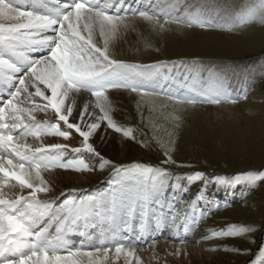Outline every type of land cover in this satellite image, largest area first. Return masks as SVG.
<instances>
[{"label":"snow or ice","instance_id":"1","mask_svg":"<svg viewBox=\"0 0 264 264\" xmlns=\"http://www.w3.org/2000/svg\"><path fill=\"white\" fill-rule=\"evenodd\" d=\"M125 3L126 0H121L118 5L101 3L100 0H64L63 3L49 6V0H24L14 7L11 0H0V21H15L0 22V84L11 86L9 98L0 99V264H84V258L94 255L97 259L102 255L105 260H109L108 247H97L95 252L76 249L60 254L66 244L65 233L78 222L90 219H99L110 225L114 236L116 229L121 225L127 229L130 221L136 217L141 232L148 231L153 223L160 227L162 223H168V213L172 211L169 208L168 213L165 212V189L170 187L174 193L184 191L182 187L166 182L165 169L136 162L115 165L103 157L89 142L100 124L83 123L85 116H89L96 121H107L108 128L121 132L122 129L108 113V93L120 89L133 92L146 89L148 77L143 74L144 70L159 66L128 64L109 57L107 31L116 30L117 22L123 19L120 15L122 10L125 13L136 12L131 5L126 8ZM152 8L151 12L140 11L139 16L155 19L161 10L158 5H152ZM112 9H115L114 14H110ZM164 15L177 23L215 26L210 19L201 18L204 15L201 11L190 16L187 21L170 17L168 12ZM256 21L264 23V0L238 10L230 26ZM97 33L104 41L103 47L96 42ZM36 51L41 53L38 57L29 54ZM81 91L91 93L95 98L94 106L100 110V114L89 113L85 105L79 112L78 122L73 105L75 95ZM21 96L24 100L20 99ZM169 98L175 99L177 103L191 104L197 100L218 103L229 97L222 80L217 78L207 94L171 93ZM37 110L46 114L51 110L55 122L37 120L33 114ZM60 122L67 130H61ZM70 130H75L82 138V147L70 149L67 144L56 143L33 147L18 142L16 136L19 132L21 136H32L36 140L45 135L67 140ZM124 135L128 136L129 133L124 131ZM66 151H87L99 158L102 166L111 167L110 190L87 199H66L56 209L38 195L49 192L41 172L52 167L77 172L91 170L82 158L63 160ZM165 155H168L167 152ZM170 160L168 156L164 163ZM203 176V172L194 171L187 179L191 183ZM5 180H15L22 192L25 188L30 191L26 195L17 194L14 198H6L3 192ZM258 181H264V170L243 172L231 180L217 178L221 185H254ZM176 202L179 203L178 198ZM192 214L193 219L197 214L202 219L204 209L194 205ZM43 219L48 222L37 231L35 226ZM177 219L178 216L172 214L170 226H175ZM187 220L186 210L184 223ZM53 226L54 234L49 231ZM247 230L250 228L230 225L229 230L215 231L213 236H237ZM115 253L123 254L126 261L129 256L134 257L136 264H140L134 249L126 248L122 242L115 243ZM89 264H96V260L89 259Z\"/></svg>","mask_w":264,"mask_h":264},{"label":"rangeland","instance_id":"2","mask_svg":"<svg viewBox=\"0 0 264 264\" xmlns=\"http://www.w3.org/2000/svg\"><path fill=\"white\" fill-rule=\"evenodd\" d=\"M100 2L118 5L121 0ZM260 2L126 0L125 7L131 5L136 12L125 13L122 10L120 15L123 19L118 23L123 26L119 25L117 34L113 32L118 37L117 43L124 45L118 49L117 55L113 50L109 51L110 47L107 50L111 59L135 61L124 62L128 64L141 65L136 61L178 59L174 63H161L158 67L146 68L143 74L149 80L146 81V89L142 91L113 90L138 95L130 101L132 110L125 105L119 106L111 96L112 91L108 93L109 100L112 97L108 113L122 131L108 128L107 121H104L106 127L120 141L135 145V149H127L121 142L114 141L115 148L110 157L101 155L115 165L136 162L165 169L166 182L184 189L176 193L170 187L165 189V211L168 213L169 208L172 210L168 213L169 226L165 235H173L174 227L181 228V234L186 233L184 228H189L184 223L187 210L188 223H193V233L183 243L199 247L202 254L210 255L204 259V264H264V181L254 185H221L217 182L218 177L231 180L243 172L264 170V23L256 21L237 27L230 26L238 10ZM152 5H158L161 10L155 19L148 20L139 16L140 11H153ZM114 11L112 9L110 14H114ZM198 11L204 14L201 18L210 19L215 26L177 23L164 15L168 12L170 17H180L182 21H187ZM102 43L98 46L103 47ZM217 78L222 80L228 99H221L218 103L197 100L190 104L177 103L175 99L169 98L171 93L207 94ZM152 86L157 89H152ZM83 92L95 100L90 92ZM124 131L129 135L125 136ZM70 132V140L73 142L71 147H82V138L75 130ZM17 137L25 138L20 134ZM78 156L91 169L82 171V174L94 177L85 186L88 188L87 194L78 196L79 199L98 196L99 191H109L112 168L102 166L100 159L87 151L79 152ZM168 156L171 160L164 163ZM194 171L203 172L204 176L190 183L187 176ZM91 191L93 194L89 195ZM69 198L75 196L66 194L62 200ZM177 198L179 203L176 202ZM194 205L204 209L202 219L199 214L193 219ZM172 214L178 216L175 226H170ZM230 225L250 230L241 231L237 236H213L215 231L229 230ZM149 244L151 242L132 249L140 250ZM68 250L73 251L67 248L60 254H66ZM139 258L141 264L155 263L144 257ZM195 262L200 264L199 261Z\"/></svg>","mask_w":264,"mask_h":264},{"label":"bare ground","instance_id":"3","mask_svg":"<svg viewBox=\"0 0 264 264\" xmlns=\"http://www.w3.org/2000/svg\"><path fill=\"white\" fill-rule=\"evenodd\" d=\"M11 2L13 3V6H16L17 4L23 3L24 1L11 0ZM57 2L63 3L64 0H49V6H55ZM10 22H15V21H10ZM120 24L121 23L117 22L118 27H116V29L118 30L120 29L119 28ZM121 26L123 25L121 24ZM106 39L108 42L107 50L110 47L109 51L113 50L115 55H117L118 49L121 48L124 44L120 46V44L117 43L118 37L114 35V33L111 31H107ZM102 41L99 39L97 33L96 35L97 44L99 45V43L100 42L102 43ZM29 54L33 57H38L41 53L39 51H36V52H31ZM9 88H10L9 85L0 84V99L9 98L8 97ZM111 96H113V100H115L117 104L119 103V106L123 107L125 105L131 110L132 107L130 106L131 104L130 101H133L135 100V98L138 97V95H130L128 93L118 92V91H112ZM111 98L110 100H112ZM20 99L24 100V97L22 96L20 97ZM74 101L75 103L73 105V112L78 122H79V112L84 109L85 105H87V111L89 113H96L97 115L100 114V110L94 106L95 100H92V98L83 91L75 95ZM37 111L39 113L37 114L33 113L36 116L37 120L47 119L50 122L53 123L55 122V117L51 110H48L47 114L39 110ZM93 122H98L100 124V127L93 133L89 142L92 143L94 148L96 150L98 149L101 152V154L109 158L112 150L115 148L114 141L121 142L122 145L127 147V149H135L134 147L135 145L133 146L132 144L124 140L120 141L119 140L120 138L118 136L112 134V132H110L107 129L104 121H96L93 117H89V116H85L83 121L84 124L93 123ZM62 126H64L63 122H60L61 130H67L65 129V126L64 127ZM18 134L19 132L16 133V136ZM45 137H49L50 139H45ZM53 137H57V138H53ZM70 139H71V132L69 139L67 140H65L63 137H59L55 135H49V136L45 135L40 140H36L32 136H26L24 139L18 137V142L28 143L33 147H39L54 143L67 144L71 149L72 141ZM78 158H81L78 156V153L71 151L68 152L66 151L62 156V159L65 161L68 159H78ZM66 171L59 167H52L49 168L47 171L41 172V177L46 181L47 187L49 188V192L39 193L38 195L42 200H48L49 206L52 208L58 209L62 205L59 204L61 202V199L64 198L66 194L71 193L73 196H75V199L77 198V200H79L78 196H84L87 194L88 188L85 186H87V184H89L94 179V177L90 174H82V171L81 173L74 170L68 172ZM70 187L72 188L68 189ZM28 191L30 190L25 188L23 189L22 192L20 186L16 183L15 180H5L3 185V192L6 198H14L15 195L17 194L26 195ZM92 192L93 191H91V193L88 194L92 195L93 194ZM106 192H108V190L99 191L97 195L100 196L105 194ZM165 212L167 213V211ZM47 222H48L47 219H43L40 222H38V224L35 226L36 230H39L40 227L46 225ZM138 224H139V219L138 217H136L132 221H130L129 227L127 229H125L123 225H121L118 229H116L114 236L113 229L111 228V226L102 222L99 219H90L87 222L80 221L70 231H67L65 233V237H64L66 242L65 247H70L73 249V251H75L76 249H80L82 252H87V251L95 252V248L97 247H101V248L115 247L116 242L124 243L126 248L139 247L143 244L145 245V243L147 242H151V244L145 246L144 248L140 250L134 249V251L136 256L144 257L146 260H149L150 262H155L153 264H196L195 261H199L200 264H204L206 263L204 262L205 261L204 259L205 258L208 259V257L210 256V255L202 254L201 251L198 250L199 247L195 248L190 244L183 243L185 238L186 237L188 238L190 236L189 234L193 233V228H192L193 223L189 224L188 220L186 225H191V226L190 227L188 226L189 228L187 227L184 228L186 231L184 235L181 234V230H182L181 228L174 227V229L172 228V230L174 231L173 235L166 236L165 233L168 231L169 223L167 224L162 223L160 227H156L155 224L153 223V226L148 231L145 232H141L139 230ZM49 231L54 234L55 227L54 226L50 227ZM172 240H176V241H172ZM164 254L166 256H164ZM109 256H110L109 260H105L102 255L99 257V259H97L95 255L92 258L86 257L84 258V260L86 261V262L84 261V263L89 264V259H95L96 264H132V263L136 264L134 257L129 256L126 261L123 254L118 255L115 253V248L110 249Z\"/></svg>","mask_w":264,"mask_h":264},{"label":"trees","instance_id":"4","mask_svg":"<svg viewBox=\"0 0 264 264\" xmlns=\"http://www.w3.org/2000/svg\"><path fill=\"white\" fill-rule=\"evenodd\" d=\"M184 27H188L189 28V26H184ZM186 58H189V57H186ZM194 58H196V57H194ZM163 60H165V59H158V60H153V61H150V62L149 61H145V62H142V63H153V62H156V61H163ZM167 60H171V58H167ZM137 62H140V61H137ZM260 77H261V75H260ZM256 80H258V79L256 78ZM253 87H255V85Z\"/></svg>","mask_w":264,"mask_h":264}]
</instances>
